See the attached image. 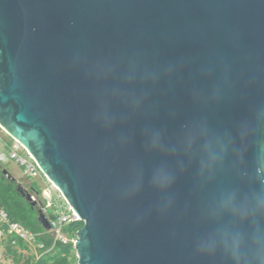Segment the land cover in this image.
I'll list each match as a JSON object with an SVG mask.
<instances>
[{"label":"water","instance_id":"1","mask_svg":"<svg viewBox=\"0 0 264 264\" xmlns=\"http://www.w3.org/2000/svg\"><path fill=\"white\" fill-rule=\"evenodd\" d=\"M0 126L84 222L76 264H233L235 234L255 264L264 0H0Z\"/></svg>","mask_w":264,"mask_h":264},{"label":"trees","instance_id":"2","mask_svg":"<svg viewBox=\"0 0 264 264\" xmlns=\"http://www.w3.org/2000/svg\"><path fill=\"white\" fill-rule=\"evenodd\" d=\"M13 182L4 173V168L0 165V204L5 207L12 221L20 222L26 229L36 235L35 243H42L44 246L40 250L45 252L44 255L35 261L34 255L25 256L18 251V248L12 247L15 240V245L22 250H28L27 240L16 233L9 234L8 252L13 254L16 264H76L77 257L75 255L74 242L70 240L66 243L62 241L55 243L49 229L46 228L43 220L39 217V212L42 211L39 203L27 200L25 194L29 193V191L20 185L17 187ZM44 215L49 221L47 215ZM83 225L84 222L82 220L71 222L65 226L64 232L70 239H76L78 231Z\"/></svg>","mask_w":264,"mask_h":264},{"label":"built area","instance_id":"3","mask_svg":"<svg viewBox=\"0 0 264 264\" xmlns=\"http://www.w3.org/2000/svg\"><path fill=\"white\" fill-rule=\"evenodd\" d=\"M12 138V137H11ZM13 139V138H12ZM14 140V144L10 145L6 143V146L0 150V163L14 161L20 168L23 169L25 176L29 177H43L47 180L58 193L59 201L54 200L52 197V190L44 189L41 195L44 198L43 202L37 198L36 193H30L32 201L38 202L41 205L42 212L49 218L50 229L49 232L55 243L57 241H62L64 243L72 240L76 241L75 238L70 239L64 232V228L67 224L71 222H76L81 220V217L73 209V207L65 200L61 192L50 182L46 174L43 172L39 166L35 157L17 140ZM1 165V164H0ZM16 233L28 242L35 243L36 235L31 233L26 229L20 222L12 221L9 213L0 204V238L5 234ZM16 244L15 240L13 241ZM44 245H40L43 247Z\"/></svg>","mask_w":264,"mask_h":264},{"label":"rangeland","instance_id":"4","mask_svg":"<svg viewBox=\"0 0 264 264\" xmlns=\"http://www.w3.org/2000/svg\"><path fill=\"white\" fill-rule=\"evenodd\" d=\"M6 143L12 145L14 144V140L8 135V133L0 126V150H2L5 146ZM7 149V148H4ZM2 168H5L9 171V173L13 176L12 180L14 181L13 183L18 187V185H22L23 188L28 190L30 193L36 192L37 198H39L40 201L43 202L44 205V198L39 195L43 192L44 189H51L52 190V197L56 201H59V195L57 191L50 186L49 182L45 180L43 177H29L25 176L23 173V169L20 168L14 161H10L7 163L1 162L0 163ZM16 187V188H17ZM39 193V194H38ZM41 206V205H40ZM8 237L9 235L6 233L4 236L0 238V264H16L14 260L13 254H10L8 252ZM29 249L27 251H24L25 256H30L34 255L35 261H37L42 255L45 254L42 250H40V245H43L42 243H30L28 242ZM13 248H18L19 247L15 244L12 245ZM75 255L77 257V252L75 250ZM78 261V257H77Z\"/></svg>","mask_w":264,"mask_h":264},{"label":"clouds","instance_id":"5","mask_svg":"<svg viewBox=\"0 0 264 264\" xmlns=\"http://www.w3.org/2000/svg\"><path fill=\"white\" fill-rule=\"evenodd\" d=\"M213 157V161H215ZM20 186H22L20 184ZM30 193V192H29ZM231 199H234L231 198ZM239 209L233 207V211ZM245 216H251L255 218L257 215L264 214V191L254 193L247 202L244 213ZM234 243L228 249L227 254L231 258L233 264H242V258L240 254L241 245L245 242V238L240 234H235L233 237ZM252 243L256 249L255 264H264V231L257 230L252 238ZM210 253H214L215 249H208Z\"/></svg>","mask_w":264,"mask_h":264},{"label":"crops","instance_id":"6","mask_svg":"<svg viewBox=\"0 0 264 264\" xmlns=\"http://www.w3.org/2000/svg\"><path fill=\"white\" fill-rule=\"evenodd\" d=\"M5 171H7V173H5ZM4 173L9 177V178H13V176L9 173V171L7 170V169H5L4 168ZM28 242V241H27ZM31 243V242H30ZM32 244V243H31ZM19 251L20 252H23L24 253V251H27V250H22L20 247H19Z\"/></svg>","mask_w":264,"mask_h":264}]
</instances>
